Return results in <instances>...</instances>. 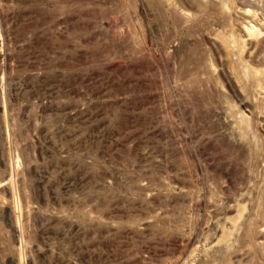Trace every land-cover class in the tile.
Listing matches in <instances>:
<instances>
[{
	"label": "rangeland",
	"instance_id": "rangeland-1",
	"mask_svg": "<svg viewBox=\"0 0 264 264\" xmlns=\"http://www.w3.org/2000/svg\"><path fill=\"white\" fill-rule=\"evenodd\" d=\"M0 264H264V0H0Z\"/></svg>",
	"mask_w": 264,
	"mask_h": 264
}]
</instances>
